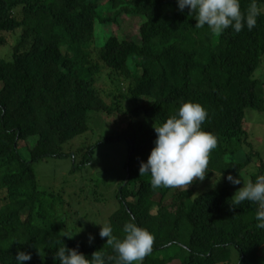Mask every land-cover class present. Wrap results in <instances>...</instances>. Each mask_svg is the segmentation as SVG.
Returning a JSON list of instances; mask_svg holds the SVG:
<instances>
[{
    "label": "trees",
    "instance_id": "obj_1",
    "mask_svg": "<svg viewBox=\"0 0 264 264\" xmlns=\"http://www.w3.org/2000/svg\"><path fill=\"white\" fill-rule=\"evenodd\" d=\"M252 2L240 0L241 11ZM256 3L262 12L252 30L216 34L196 27L177 0H0V48L10 46L0 55V264H16L18 251L32 255L23 264H59L54 254L64 244L89 257L97 250L118 257L106 237L90 243L64 236L88 213L81 217L73 200L41 187L34 162L71 157L73 174L92 162L96 144L122 139L129 144L127 177L109 225L121 239L128 222L154 235L142 264H264L257 204L235 205L229 184L198 192L196 179L153 188L150 173L139 172L154 147V127L195 101L208 112L202 128L218 141L204 179L228 181L249 166L250 181L264 175L263 152L245 127L249 109L264 113L263 77H255L264 60V0ZM124 15L141 19L139 39L112 31L91 53L97 22L119 25ZM102 64L125 89L95 87ZM102 113L119 114V130L97 143L78 140Z\"/></svg>",
    "mask_w": 264,
    "mask_h": 264
},
{
    "label": "clouds",
    "instance_id": "obj_2",
    "mask_svg": "<svg viewBox=\"0 0 264 264\" xmlns=\"http://www.w3.org/2000/svg\"><path fill=\"white\" fill-rule=\"evenodd\" d=\"M181 12L185 8L189 15H195L196 27L207 26L213 33L221 34L229 27L240 32L245 26L252 30L261 15V8L253 0L246 12L241 11L240 0H177ZM208 115L207 109L199 102L187 101L181 104L176 115L171 116L159 126H155L156 138L147 161H141L139 172L150 173L151 186L182 187L190 185L194 180H203L208 169L209 155L217 147L216 136L202 128ZM226 179L234 184H241L240 176L229 173ZM234 204L244 201L258 205L255 219L256 227L264 229V175L249 181L234 194ZM99 235L106 237L109 245L118 257L95 251L89 257L78 248H70L66 244L58 247L54 259L59 264H110L116 259V264H142L144 258L152 251L154 235L134 222L123 226V238H117L109 224H100ZM72 238L74 234L64 233ZM94 240L89 235V242ZM30 252L18 251L16 264L30 261Z\"/></svg>",
    "mask_w": 264,
    "mask_h": 264
},
{
    "label": "rangeland",
    "instance_id": "obj_3",
    "mask_svg": "<svg viewBox=\"0 0 264 264\" xmlns=\"http://www.w3.org/2000/svg\"><path fill=\"white\" fill-rule=\"evenodd\" d=\"M21 9H18V14ZM107 14V12H105ZM141 19L124 15L120 19L119 25L109 26L104 28L100 22H97L95 37L90 45V52H93L95 46L99 42L104 43L112 31L120 37L139 39V27ZM91 42V41H90ZM89 42V43H90ZM10 51L9 45H4L0 48V55L8 56ZM101 70L94 76V84L97 89L119 86L120 90L125 89V83L119 78L116 73L110 72V68L100 65ZM263 77L264 81V60L261 67L256 71L255 77ZM262 79V78H261ZM130 108H134V104H130ZM126 108V107H125ZM119 114L111 117H106L104 113L98 114L91 120V129L77 138L78 140L88 137V143H97L103 136H107L114 131L119 130V126H114V121ZM106 122V123H103ZM251 140L257 149L263 152L264 155V113L249 109L245 120ZM22 153L25 157H30V151L25 145H21ZM129 155V144L126 139L101 142L96 144L92 162L79 169L75 173H70L73 167V159L71 157L57 158L50 157L46 160H38L34 162V168L39 179L40 185L43 188H54L56 191L65 195L66 199H71L75 202V208L82 209L81 217L88 213L82 225L75 226V232L71 230L69 233L75 234L77 237L89 242V235L94 236L95 242L99 236L100 224H109V218L112 212L118 207L116 198V189L127 177L126 161ZM252 166H249L239 176L241 184L234 185L222 178V181L216 177L212 179H203L198 186V192L213 188L222 187L229 184L231 191L235 192L249 182ZM84 190L80 192L81 188ZM78 191V192H76ZM155 210V209H153Z\"/></svg>",
    "mask_w": 264,
    "mask_h": 264
}]
</instances>
